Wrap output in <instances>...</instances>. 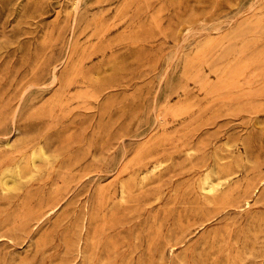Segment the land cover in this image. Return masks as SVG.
<instances>
[{"label":"rangeland","instance_id":"rangeland-1","mask_svg":"<svg viewBox=\"0 0 264 264\" xmlns=\"http://www.w3.org/2000/svg\"><path fill=\"white\" fill-rule=\"evenodd\" d=\"M0 264H264V0H0Z\"/></svg>","mask_w":264,"mask_h":264}]
</instances>
